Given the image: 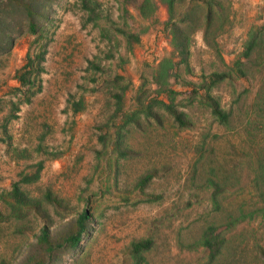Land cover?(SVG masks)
I'll list each match as a JSON object with an SVG mask.
<instances>
[{"label": "rangeland", "instance_id": "1", "mask_svg": "<svg viewBox=\"0 0 264 264\" xmlns=\"http://www.w3.org/2000/svg\"><path fill=\"white\" fill-rule=\"evenodd\" d=\"M95 1L90 20L79 0H54L42 86L58 91L35 96L14 117L10 62L22 63L35 36L23 34L0 57V137L3 125L11 137L0 142V264H134L131 243L145 238L152 245L141 264H264V219L256 214L224 229L212 258L200 244L208 225L264 206V34L250 58L241 57L242 74L234 65L248 30L264 21V0H214L209 44L202 9L188 64H177L168 84L181 91L174 104L188 126L158 104L143 111L155 97L169 102L153 82L172 50L165 5L154 0V15L144 18L142 0ZM121 31L138 42L129 45ZM213 72L228 73L210 91L229 113L226 124L199 102L198 87ZM67 96L81 101L79 115L59 106ZM39 163L38 177L22 181ZM83 210L92 217L88 236L67 248L63 238ZM42 227L52 252L38 243Z\"/></svg>", "mask_w": 264, "mask_h": 264}, {"label": "trees", "instance_id": "2", "mask_svg": "<svg viewBox=\"0 0 264 264\" xmlns=\"http://www.w3.org/2000/svg\"><path fill=\"white\" fill-rule=\"evenodd\" d=\"M165 5L168 17L162 24L163 32L169 39V44L172 48L169 57L161 59L154 75L153 82L156 84L155 92L157 95L166 93L169 102H165L157 97L153 98L150 103L144 106L143 111L150 113L152 104L162 106L174 119L179 126H188L187 116L183 111H178L175 107L174 100L177 91L168 87L169 80L177 76L175 67L179 63L188 64L190 55V45L193 42L192 33L201 18L200 13L204 8L203 15V41L209 44L208 28L213 19L212 7L214 0H157ZM54 0H0V57L8 54L15 45L18 37L23 34L34 35L35 38L30 44L22 65L15 70L14 78L18 81V86L13 88V94L17 101L11 103V113L9 117H14V111L18 110L20 103H29L32 97L42 90V73L44 72V62L48 52V45L51 37L48 35V29L52 26V12ZM80 8L86 10L89 19L92 20L95 7L98 3L95 0H79ZM156 1L142 0L136 5L139 15L144 18L154 15L156 9ZM264 19V12L262 15ZM258 25H253L247 33V38L243 43V50L239 58L235 60V68L241 74L243 73L244 59H249L252 52L259 46L264 34V21ZM127 43L138 42V34L121 31ZM52 34V32L50 33ZM175 58L177 61H175ZM228 73L213 72L210 78L200 83V89L203 93L199 96V102L208 107L210 113L215 120L220 124L228 122L229 113L221 108L219 101L211 95L210 91L220 80H223ZM194 94L199 91L193 89ZM119 99V97L117 96ZM81 101L72 102L71 109L77 112L81 109ZM117 110H121L117 107ZM129 121V118L124 121ZM41 163L37 165V171L31 176H23L22 181H31L38 177V172ZM151 176L143 177L142 182H146ZM218 191V190H217ZM215 191L213 195L216 194ZM12 197L16 202H22L24 199L23 193L19 190L15 183L11 190ZM47 198L49 196L47 195ZM213 204L217 202L213 197ZM264 219V206L247 213L241 212L238 216L231 215L229 220L224 224H210L204 230L200 244L209 250L212 258L218 251L221 244L224 242L222 235L224 229L232 227L236 222L246 217L252 218L254 215ZM92 217L87 210L81 211L74 221L71 223L70 232L63 238L67 248L76 249L82 240L88 236L91 228ZM45 252L54 250L55 242L49 237V232L46 227H42L38 242ZM152 245L150 238L133 241L130 246V252L134 259V264H141L142 252L148 250ZM261 255L264 258V249H261Z\"/></svg>", "mask_w": 264, "mask_h": 264}, {"label": "crops", "instance_id": "3", "mask_svg": "<svg viewBox=\"0 0 264 264\" xmlns=\"http://www.w3.org/2000/svg\"><path fill=\"white\" fill-rule=\"evenodd\" d=\"M248 1V0H247ZM243 2H245V0H235V3H237V5H241V4H243ZM249 2H252L253 4H254V2H262V1H260V0H249ZM55 43H56V41H55ZM66 44V43H65ZM66 49H68L69 50V48L68 47H66ZM48 53V52H47ZM54 53H55V51H54ZM26 54V53H25ZM25 54H24V57H25ZM56 54V58H58L57 56H58V53L56 52L55 53ZM60 54V53H59ZM23 60H24V58H23ZM19 63H20V60L18 61ZM22 63H23V61H22ZM22 63H20V64H14V61L12 60L11 62H10V68L11 69H9L10 70V72H11V80H10V86H11V88L9 89V94L7 93V95H9L10 97H9V114L11 113V103L12 102H16L17 101V98L15 97V95L13 94V88L14 87H16V86H18V81L14 78V73H15V70L17 69V68H19L21 65H22ZM45 68V67H44ZM71 69L73 70L74 69V64L73 65H71ZM54 71V70H53ZM44 72H46V69L44 70ZM43 72V73H44ZM55 72V71H54ZM71 73H70V75H71V80H73L74 78V73H73V71H70ZM42 73V74H43ZM41 77H42V75H41ZM59 83V82H58ZM70 83V82H69ZM78 83V82H77ZM75 81H74V84H77ZM43 84H44V81H43ZM51 87H52V85H51ZM56 91H58V89L57 88H55V89H52V90H49L48 89V91H46L45 90V86L43 85L42 86V90L40 91V92H38L37 94H35L33 97H32V99H31V101L29 102V103H20L19 104V107L18 108H22V104H25V105H30L31 103H32V100H33V98L35 97V96H37V95H40V94H44V92L46 93L47 92V94H46V97H48L49 98V95H48V93L49 92H52V93H55ZM72 92V91H71ZM70 92V93H71ZM73 101H69V99H68V96L66 97V98H64L63 100H61V103L59 104V106L62 108V107H66V110H67V113L68 114H71V115H79V113H80V110L79 111H77V112H73L72 111V109H71V103H72ZM14 114H15V112H13ZM2 129H3V133H5L6 134V136L5 137H0V142L2 141L3 143H7L8 142V139L10 140V136L9 135H7V130H6V126L5 125H3V127H2Z\"/></svg>", "mask_w": 264, "mask_h": 264}]
</instances>
